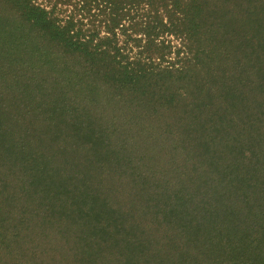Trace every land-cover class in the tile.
Listing matches in <instances>:
<instances>
[{
  "label": "rangeland",
  "instance_id": "374dc122",
  "mask_svg": "<svg viewBox=\"0 0 264 264\" xmlns=\"http://www.w3.org/2000/svg\"><path fill=\"white\" fill-rule=\"evenodd\" d=\"M201 2L222 53L212 80L245 90L239 118L262 146L264 0ZM26 32L0 3V264H133L140 254L125 234L141 237V254L165 244L175 233L168 198L196 178L210 183L239 150L186 135L180 107L142 112L82 58L51 44L39 51ZM165 39L174 60L181 41ZM242 122L236 139L248 138Z\"/></svg>",
  "mask_w": 264,
  "mask_h": 264
},
{
  "label": "trees",
  "instance_id": "16d2710c",
  "mask_svg": "<svg viewBox=\"0 0 264 264\" xmlns=\"http://www.w3.org/2000/svg\"><path fill=\"white\" fill-rule=\"evenodd\" d=\"M0 3L16 15L28 36L42 41L39 51H48L51 44L77 55L86 68L102 74L104 85L123 88L126 96L137 99L142 112L180 107L186 135L195 131L207 146L239 150L232 165H215L210 183L196 178L189 189L168 198L164 210L175 233L165 244L141 254V237L132 240L125 234L140 254L133 264H264V145L259 134L252 136L258 130L249 126V118L246 123L239 118L245 90L237 95L227 81L212 80L222 53L213 48L211 25L202 21L201 0ZM168 35L181 41L174 60L165 59L171 52L165 44ZM236 122H242L248 138H235ZM1 231L0 221V238Z\"/></svg>",
  "mask_w": 264,
  "mask_h": 264
}]
</instances>
